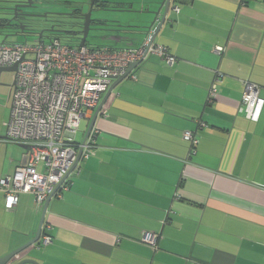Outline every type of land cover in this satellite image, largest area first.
Instances as JSON below:
<instances>
[{
	"label": "crops",
	"instance_id": "1",
	"mask_svg": "<svg viewBox=\"0 0 264 264\" xmlns=\"http://www.w3.org/2000/svg\"><path fill=\"white\" fill-rule=\"evenodd\" d=\"M156 1L145 0L147 12L137 20H111L144 25ZM175 3L180 13H170L155 41L177 62L151 56L135 69L137 79L102 95L95 154L79 160L69 189L58 191L45 212L53 242L39 248L38 240L9 264H264V107L257 122L239 109L245 81L257 83L264 99V0ZM111 33L124 38L102 46L145 38ZM216 72L219 95L208 101ZM96 109L81 120L76 141ZM187 130L196 144L184 138ZM3 139L0 178L25 155ZM5 201L0 189V258L35 237L45 206L25 193L12 210ZM147 233L158 234L157 247L143 241Z\"/></svg>",
	"mask_w": 264,
	"mask_h": 264
},
{
	"label": "built area",
	"instance_id": "2",
	"mask_svg": "<svg viewBox=\"0 0 264 264\" xmlns=\"http://www.w3.org/2000/svg\"><path fill=\"white\" fill-rule=\"evenodd\" d=\"M171 0L172 10L180 12V6ZM37 37L33 42H0V67L17 66L9 118L6 122L8 140L29 145L28 158L15 172L0 178V189L5 193V207L14 209L21 194H30L38 207L48 198L69 189L56 186L81 158L95 154L96 138L89 135L85 144L76 141L81 119L87 111L99 106L101 97L113 82L125 75L129 68L138 66L151 56H158L169 65L177 62L170 48L150 40V36L138 45L115 49L113 47L91 48L66 43L58 36L45 41ZM222 46L216 52L222 54ZM129 77L137 79L133 71ZM221 73L216 72L209 89L208 101L218 98ZM261 87L245 81L239 109L251 121L257 122L262 114L264 99ZM204 122L200 126H205ZM184 138L196 144L195 132L187 130ZM50 226H42L39 248L53 242ZM144 242L157 247L158 234L147 233Z\"/></svg>",
	"mask_w": 264,
	"mask_h": 264
},
{
	"label": "water",
	"instance_id": "3",
	"mask_svg": "<svg viewBox=\"0 0 264 264\" xmlns=\"http://www.w3.org/2000/svg\"><path fill=\"white\" fill-rule=\"evenodd\" d=\"M0 2H6V3H14L16 2L15 0H0ZM108 5L110 4H117V5H122V3H129L130 5L133 4V2L131 1H126V0H108L106 2ZM93 4H94V0H92V3H91V6L88 10V12H86L85 14L82 15L83 19H84V22L82 24V36L80 38V43L79 45L80 46H85L86 45V41H87V38H88V35H89V32L91 30V24H92V12L94 11L93 9ZM153 8L151 10H149V13L153 15V19L150 21V22H147L146 24L144 25H141V26H130L128 25L127 28H122V29H116L114 28V25L115 24H118L119 21H112V20H108L110 26H106L104 30L106 31H109L110 34H107L106 36L104 37H107L108 39H116V37L118 38H124L123 37V34H119L118 36L112 34L111 32L113 31H120V33H125L127 35H125V37L129 38L130 35H137V36H140V35H144V36H150V39L151 41L155 40V38L165 29L168 21H170V13H171V10H172V7H171V0H160V1H156V2H153ZM113 10H124V8H115V7H111ZM110 8V9H111ZM3 7H0V10H2ZM106 8L104 7H99L98 10H105ZM2 14V12H0V15ZM43 15H46V14H43ZM2 18L0 17V20ZM115 24H114V23ZM100 24V23H99ZM102 25V24H100ZM2 26V24H0V27ZM61 31H66V30H61ZM132 31V32H130ZM43 32H39L38 35L39 37H41L43 34ZM2 34V33H1ZM129 34V35H128ZM8 36H4V39L6 40ZM134 68V65H132L128 72L121 76L120 78H117L114 83L110 86L108 92L106 93L105 95V98L106 96L110 93V91L115 87V85L117 83H119L120 81H122L123 79H125L127 77V75L130 73V71ZM2 71H14V73L17 71V66H12V67H0V73ZM14 84V82H13ZM12 84V85H13ZM11 85V86H12ZM105 98L100 102L99 106L97 107L96 111H95V114L93 116V119L87 129V132H86V135L82 141V144H85L86 140L88 139L89 135L91 134L92 132V129L94 127V124H95V120L97 119V116L100 112V110L102 109L103 105H104V102H105ZM4 139H7L8 136L5 134V136H3ZM22 148H24L26 150L25 152V155L23 156L22 158V161L21 163L22 164H25L26 161H27V158H28V154H29V151L31 150L30 146L29 145H25V144H19ZM83 152V147L80 148L79 152H78V157H77V161L76 163L74 164V166L72 167V169L69 171V173L62 179V181L56 186V189L54 191L57 192L60 188V186L63 184V182L68 178V176L71 174V172L74 170V168L77 166L80 158H81V154ZM54 196V194H52L48 200L46 201L45 203V206H44V212H43V216L40 220V224H39V227H38V230L35 234V237L30 240L29 242H27L26 244H24L23 246H21L20 248L16 249L15 251L3 256L0 258V264H9L11 262V260L21 251H23L24 249H27L29 248L30 246L34 245L35 243L38 242L39 238H40V234H41V226L43 225V222H44V215H45V212L47 210V206H48V203L49 201L51 200V198ZM17 264H39L38 261L34 260V259H23L21 261H19Z\"/></svg>",
	"mask_w": 264,
	"mask_h": 264
},
{
	"label": "flooded vegetation",
	"instance_id": "4",
	"mask_svg": "<svg viewBox=\"0 0 264 264\" xmlns=\"http://www.w3.org/2000/svg\"><path fill=\"white\" fill-rule=\"evenodd\" d=\"M14 3L0 2V33L9 37L38 34L50 38L56 34L72 35L61 30H70L72 26H82L83 14L88 12L92 0H47L50 4H59L64 9L60 12L40 11L45 0H15ZM108 0H94L93 9L98 4H107ZM110 1V0H109ZM93 13V12H92ZM46 14V15H43ZM82 29V28H81ZM39 36V35H38Z\"/></svg>",
	"mask_w": 264,
	"mask_h": 264
},
{
	"label": "rangeland",
	"instance_id": "5",
	"mask_svg": "<svg viewBox=\"0 0 264 264\" xmlns=\"http://www.w3.org/2000/svg\"><path fill=\"white\" fill-rule=\"evenodd\" d=\"M148 4L149 3H147V5ZM112 5L114 4H110L109 6H112ZM132 6L134 7L133 11H128V12L120 11L118 9L113 10L110 8H106L105 10L95 9L92 13L93 21L91 24V30L89 32L86 44L89 47H95L101 44H106L108 42H111L110 39H108L107 37H104L107 34H110V32L104 30L106 29L105 28L106 26L100 25L99 20L101 19L111 20V18H113L116 15L120 17L121 19L137 20L142 15H145V13L147 12V6L145 3V0H135ZM62 9L64 8L60 6L59 4L52 5L47 0H45L43 2V5H41L40 7L41 12H44V11L60 12V11H63ZM4 36H5L4 34L0 33V42L5 40ZM37 37H38V34H27V35H20L18 37H9V38L7 37L6 40L7 41L33 42V40H35ZM47 39L48 38H45V41H48ZM14 78H15L14 71H2L0 73V137L5 136L6 134V122L9 118L10 108H11L12 99H13V96L12 95L9 96V93H10L11 85L14 82ZM81 120L85 122L84 118H82ZM3 141H7L11 145L13 144L17 146L21 151L26 152V150L17 143H14L12 141H8L5 139H3ZM10 153H11V150L9 151V154Z\"/></svg>",
	"mask_w": 264,
	"mask_h": 264
},
{
	"label": "trees",
	"instance_id": "6",
	"mask_svg": "<svg viewBox=\"0 0 264 264\" xmlns=\"http://www.w3.org/2000/svg\"><path fill=\"white\" fill-rule=\"evenodd\" d=\"M126 1H129V0H126ZM135 0H131V2H134ZM130 4L129 3H122V5H112V6H109L108 4H98V7L96 9H98L99 7H104V8H111V7H115V8H119V7H125V6H129ZM132 6V5H130ZM132 8V7H131ZM112 9V8H111ZM126 10H130V9H126ZM171 12H173V10H171ZM175 12V11H174ZM176 13V12H175ZM180 13V12H179ZM178 14V13H177ZM170 17V15H169ZM93 21V20H92ZM99 23L104 25V26H110L109 22L107 19H101L99 20ZM114 23V22H113ZM114 26H117V27H122V28H127L128 25H120V24H115ZM82 27L81 26H72L71 28V31L68 30V31H62V32H65V33H71L72 35L70 36H66L64 34H56L59 38H61V40H63L64 42L66 43H71V44H79L80 43V38L82 36ZM86 46H88L86 44ZM130 46H133V45H130ZM100 47H104L102 45H99V46H95V47H91V48H100ZM108 47V46H107ZM126 47H129V46H125V47H113L115 49H120V48H126ZM63 184H68V178L63 182ZM60 190V188H59Z\"/></svg>",
	"mask_w": 264,
	"mask_h": 264
},
{
	"label": "clouds",
	"instance_id": "7",
	"mask_svg": "<svg viewBox=\"0 0 264 264\" xmlns=\"http://www.w3.org/2000/svg\"><path fill=\"white\" fill-rule=\"evenodd\" d=\"M171 7H172V4H171ZM144 37H146V36H144ZM144 39H145V38H144ZM150 40H151V39H150ZM153 41L156 42L155 40H153ZM156 43H157V42H156ZM148 59H149V58H148ZM142 63H143V62H142ZM142 63H141V64H142ZM141 64H139L138 66H140ZM133 65H134V68H133L131 71L134 72L135 69H136L138 66H135V64H133ZM131 71H130V72H131ZM134 74H135V73H134ZM127 77H129V76L127 75ZM127 77H126V78H127ZM113 83H114V82H113ZM108 90H109V89H108ZM100 102H101V100H100Z\"/></svg>",
	"mask_w": 264,
	"mask_h": 264
}]
</instances>
